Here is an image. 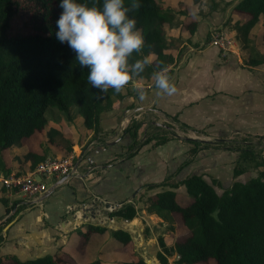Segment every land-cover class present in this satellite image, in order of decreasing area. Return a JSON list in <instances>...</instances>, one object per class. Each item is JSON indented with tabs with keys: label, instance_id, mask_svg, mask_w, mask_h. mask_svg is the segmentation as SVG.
<instances>
[{
	"label": "crops",
	"instance_id": "0c3cea01",
	"mask_svg": "<svg viewBox=\"0 0 264 264\" xmlns=\"http://www.w3.org/2000/svg\"><path fill=\"white\" fill-rule=\"evenodd\" d=\"M237 1L155 0L165 15L159 25L162 44L152 43L147 53L134 52L129 63L145 56L154 58L158 45L163 46L162 52L169 58L165 66L155 68L152 63L134 76L142 84L145 98L140 99L132 84L118 93L110 88L101 94L111 103L100 110L96 131L84 127L82 117L72 119L68 110L70 124L57 132L58 136L56 129L43 128L39 138L28 142L25 138L31 134L22 137L24 141L11 144L9 152L1 154L0 174L24 173L29 164L27 151L44 149L46 156H63L70 145L67 154H75V172L41 200L39 196L33 200L22 194L21 198H14L19 192L0 187V255L12 254L24 260L64 251L78 264H126L132 257L120 249V242L110 234V230L121 229L129 234L136 257L134 264H159L157 236L171 247L184 231L177 212L171 213L173 228L168 229L167 221L146 211L148 196L172 189L176 200L178 197L187 203L190 196L183 184L169 186L163 182L178 181L188 174H201L217 193L233 180L248 178V166L236 175L232 173L239 150L199 145L190 159L187 152L191 146L187 138L211 141L245 135H252L255 140L260 136L257 146L264 149V42L261 36L264 16L251 26L246 41L241 43L235 25L247 15L233 10ZM183 22L193 26L190 33ZM212 28L230 39L232 51L222 52L208 42ZM164 68L169 70L168 75L177 89L171 96L158 94L154 85L153 74ZM131 120L140 121L137 142L143 141L150 129L148 135L152 138L126 156V145L131 138L123 129ZM160 137H164L163 141H156ZM95 198L103 205L108 202L113 206L105 219L100 214L97 220L81 222L78 218L87 216L79 215L76 220L67 217L77 207L80 211H89ZM125 203L132 204L135 215L143 221L136 224L139 239L135 237L137 229L124 227L131 219L138 221L137 217L115 214ZM63 219L68 220L65 224L69 227L57 225ZM101 220L108 226L102 225ZM118 222L122 228L115 227ZM86 223L104 226L105 230L90 232L83 242L76 229ZM175 253L172 251V258L167 256L166 264H179L174 262Z\"/></svg>",
	"mask_w": 264,
	"mask_h": 264
},
{
	"label": "trees",
	"instance_id": "16d2710c",
	"mask_svg": "<svg viewBox=\"0 0 264 264\" xmlns=\"http://www.w3.org/2000/svg\"><path fill=\"white\" fill-rule=\"evenodd\" d=\"M31 1L36 8L31 13V26H26L17 24V14L23 9V1L0 0V151L35 130L43 131L44 110L47 106H54L66 113L71 107H76L84 127L96 131L100 110L111 103L109 99L101 97L98 90L88 82L89 70L79 65L76 53L56 37V22L62 12L60 0ZM77 2L89 6L95 2L102 6L103 0ZM124 2L125 6L131 4V0ZM139 3L141 7L130 12L129 17L136 19V27L145 28L142 32L144 47L141 52L147 53L152 43L162 44L159 25L165 15L155 0H139ZM233 10L247 15L246 19L235 25L236 35L244 43L251 26L260 16H264V0H238ZM11 24L15 25L14 29ZM183 27L189 33L193 29L188 22H183ZM261 36L264 42V20ZM162 48L158 45L153 58L155 68L165 66L169 58L163 54ZM139 126L140 121L131 120L123 129L131 138L126 145V156L132 155L142 142L152 138L148 135L143 141L137 142ZM163 139L160 137L156 141ZM260 139L258 136L253 145L257 146ZM187 140L191 142L187 149L189 159L194 156L199 145L228 148L239 150L232 169L234 175L244 170V162L248 160H252L253 167L259 169L255 175L243 181L233 180L220 193L201 174H188L178 181L163 182L169 186L183 184L190 196L185 204L177 202L172 189H163L148 196L146 211L167 221L168 229L173 228L171 213L177 212L184 231L171 247H167L163 238L157 236L160 249L156 251V257L159 264H166L167 256L172 251L179 253L174 260L179 264H264V156L256 157L250 146L238 145L235 138ZM69 150L70 145H67L62 155H66ZM27 154L28 169L46 157L44 149L40 152L27 151ZM115 214L132 218L135 208L125 203ZM104 230V226L91 223L82 224L76 229L83 242L90 232ZM110 234L120 242V249L132 257L126 264H134L136 257L131 249L129 234L121 229L110 230ZM2 260L6 261L4 264H78L64 251L24 260L12 254H2L0 264H3Z\"/></svg>",
	"mask_w": 264,
	"mask_h": 264
},
{
	"label": "clouds",
	"instance_id": "9594fccd",
	"mask_svg": "<svg viewBox=\"0 0 264 264\" xmlns=\"http://www.w3.org/2000/svg\"><path fill=\"white\" fill-rule=\"evenodd\" d=\"M62 12L57 20L56 37L67 43L76 53V60L82 68L89 70L87 80L99 94L111 88L117 93L132 84L140 99L145 91L134 79L153 58L145 56L129 63L132 54L140 53L144 47V37L136 28V19L129 13L141 7L139 0H131L125 6L124 0H103L102 6L93 2L78 3L77 0H60ZM168 69L153 74L158 94L173 95L177 89L168 75Z\"/></svg>",
	"mask_w": 264,
	"mask_h": 264
},
{
	"label": "built area",
	"instance_id": "2783aa9c",
	"mask_svg": "<svg viewBox=\"0 0 264 264\" xmlns=\"http://www.w3.org/2000/svg\"><path fill=\"white\" fill-rule=\"evenodd\" d=\"M208 42L222 52L232 51L230 39L216 28L211 29ZM74 159V153L65 156H46L24 173L0 174V187L11 192H20L25 197L36 200L55 180L73 171Z\"/></svg>",
	"mask_w": 264,
	"mask_h": 264
},
{
	"label": "rangeland",
	"instance_id": "374dc122",
	"mask_svg": "<svg viewBox=\"0 0 264 264\" xmlns=\"http://www.w3.org/2000/svg\"><path fill=\"white\" fill-rule=\"evenodd\" d=\"M20 1L21 2L23 1V3H22L23 9L21 11H19V13L17 14V24L31 26V22H30L31 13L35 10L36 5L31 0H20ZM32 20H34V17L32 18ZM35 22H37V21H35ZM257 25H258V23H257ZM257 25H256V27H258ZM11 27L14 29L15 28V25L14 24H11ZM136 28L138 30H140L141 32H143V30L145 29L143 26L142 27H136ZM69 110H70L69 113L73 117L72 119H74L75 117H76V119H78V118L81 117V115H80L79 111H77L76 107L73 106ZM44 114H45L46 119H45V125H44L43 128H47V130H54V129H56L57 130L56 131V134H57V132L59 133L61 130H64V128H66L68 126V124H70V121L67 120V118H68L67 113L64 112V111H62V110H60V109H57L54 106H47L45 108V110H44ZM149 131H146L147 132L145 134L146 137L148 136ZM40 135H41L40 131L39 130H35L28 138H25V139H27L28 142L29 141L32 142L36 138H39ZM57 136H58V134H57ZM57 138H59V137H57ZM23 139L24 138L19 139L17 143H19V142L21 143L22 141H24ZM236 140L237 141H235V142H237L238 145H242L243 144V145L250 146L251 149L253 151H255L254 154L256 155V157L261 156V154L259 153V151L262 150L263 148H261L260 146H256V145L254 146L253 145L256 140H255V138L252 135L240 136V137L236 138ZM262 143L264 144V142H262ZM6 151L9 152V148H6L4 150H1L0 151V156H1L2 153L6 152ZM262 151H264V149ZM48 156H50V155H48ZM244 163H246L245 166H248L250 168L249 169V174H247L248 175V178H249V176L255 175L256 172H257V170H254L253 169L252 160H248V162H244ZM46 182H47V180H46ZM21 194L22 193L19 192L18 194L13 195V197L14 198H18V197L21 198ZM188 200H189V198H187V202H188ZM177 202H179V203H184L185 202L186 203V201H184L183 199H180L178 197H177ZM67 217L70 220L73 219L72 216H71V214L67 215ZM112 217L117 218L116 215H114ZM134 217H137L138 221H136L135 219H132L131 223L134 226H136L137 222L139 223L140 221H139V218H138L137 215H135ZM140 223H143V221L140 222ZM102 225H104V223H102ZM110 227L113 228V225L110 226ZM115 227L116 228H122L120 222L116 223L115 224ZM136 228H137V226H136ZM146 229H148L147 226H146ZM135 234H136L135 237H137L139 239L140 238L139 230L138 231H135ZM143 234L145 235V234H148V233L143 232ZM172 256H173V254L170 255V258H172ZM210 260L213 262V259L212 258H210Z\"/></svg>",
	"mask_w": 264,
	"mask_h": 264
},
{
	"label": "bare ground",
	"instance_id": "6f19581e",
	"mask_svg": "<svg viewBox=\"0 0 264 264\" xmlns=\"http://www.w3.org/2000/svg\"><path fill=\"white\" fill-rule=\"evenodd\" d=\"M90 207L91 208H89L88 207V209H89V211H80V210H78L79 209V207H77L73 212H70V213H68L67 215H69V214H71V216H72V218L74 219V220H76L77 218H78V216L79 215H84V216H87V218L86 217H80V218H78L79 219V221L81 222V221H83V220H86V219H96L97 217H99L100 215H102L101 217H102V219H105L106 217H107V215H106V212L109 210V209H111V205H103V203L101 202V201H98L97 203H95V201L93 200L92 202H91V205H90ZM98 214H100V215H98ZM117 219L120 221V220H123L121 217H119V216H117ZM97 220V219H96ZM104 221V220H103ZM125 221H127V220H125ZM65 222H68V220H66V219H63L62 221H60V222H58L57 223V225L58 226H60V227H62V228H66L67 226H68V224H65ZM101 223H103L102 222V220L100 221ZM127 223V222H126ZM63 224V225H62ZM106 224V226H108L107 225V223H104V225ZM114 224V223H113ZM62 225V226H61ZM130 226H132V228L134 229V230H136L137 228H136V226H134L131 222L130 223H127V224H125L124 225V227L125 228H127V229H130ZM69 227V226H68ZM136 231H138V229L136 230ZM139 233H140V231H139Z\"/></svg>",
	"mask_w": 264,
	"mask_h": 264
},
{
	"label": "water",
	"instance_id": "95a60500",
	"mask_svg": "<svg viewBox=\"0 0 264 264\" xmlns=\"http://www.w3.org/2000/svg\"><path fill=\"white\" fill-rule=\"evenodd\" d=\"M75 170V165H74V167H73V171L71 172V173H68V174H66V175H63V176H61L60 178H58L57 180H55L49 187H48V189L46 190V191H44L39 197H38V199L39 200H41V199H43L44 197H46V196H48L57 186H59L61 183H63L64 181H65V179L70 175V174H74V171ZM86 173H88V170L86 171ZM80 176H84V175H81L80 174ZM36 178H38V176H35ZM94 201H96L95 203H97L99 200L97 199V198H95V199H93ZM103 203V202H102ZM104 204L105 205H109V203L108 202H104ZM113 207V206H112ZM111 210H113V209H110L109 211H111ZM125 219V218H124ZM125 220H127V219H125ZM179 256V253L178 252H176L175 253V258H177Z\"/></svg>",
	"mask_w": 264,
	"mask_h": 264
}]
</instances>
